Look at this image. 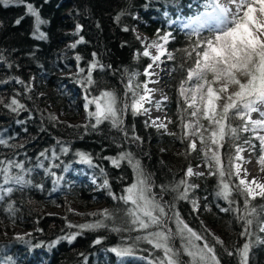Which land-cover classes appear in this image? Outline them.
I'll return each mask as SVG.
<instances>
[{
  "label": "trees",
  "instance_id": "trees-1",
  "mask_svg": "<svg viewBox=\"0 0 264 264\" xmlns=\"http://www.w3.org/2000/svg\"><path fill=\"white\" fill-rule=\"evenodd\" d=\"M205 2L25 0V4L0 5V53L5 57V61L0 62V101L7 103L15 97L25 106L23 110L12 112L0 104V139L7 141L0 144V159L22 161L25 169L31 170L26 173L29 184L13 186V192L0 200V264H148L152 249L142 241L134 245L132 256L118 257L111 251L113 247L128 246L130 239L138 234L112 230L122 225L123 216L119 209L124 206L100 187L106 178L111 190L120 195L123 188L132 183L133 170L127 163L117 168L105 159L121 151L131 152L140 161L144 172L151 178L154 192L160 193L166 203L174 204L173 211H178L191 228L205 235L210 244H215V236L209 235L204 223L219 227V239L223 241V245H215L219 264H239V256L228 255V252L235 253V249L245 242L240 236L242 223L235 212L221 211V207L212 200V184L217 191L218 177L189 178L192 184L200 182V187L193 189L197 195L210 197L206 203L209 211L199 208L193 212L190 198L194 194H189L188 200H175V193H161L162 185L170 186L179 181L189 165L199 161V155L190 152L187 142L180 139V97L177 90L179 81L186 75L179 70L183 56L180 50L192 46L196 37L190 36L178 22L196 15ZM26 3L33 4L39 9L42 19L48 21L41 26L47 39L33 38L34 21L25 15ZM121 12L126 14L117 22L115 17ZM22 16L25 18L17 25L15 21ZM77 23L83 25L79 35L85 42L73 49L69 45L79 39V36L72 35ZM124 27L135 31H123ZM158 29L162 33H171L167 47L175 55L174 61H167L168 76L164 84L168 99L162 107L173 121L169 128L176 135L149 124L146 126V115L133 116L130 111L123 114L122 128H113L107 121L95 129L83 127L89 119L80 122L84 113L85 91L81 87L84 74H78V63L80 67L87 68L93 60L92 54L96 53V59L106 67L94 71L96 84L91 88V94L112 90L123 101L126 99L128 71L140 73L134 83L143 84L146 80L143 71L150 62L142 56L136 58V53L143 47L136 37L141 33L156 38ZM207 36L209 34H202L201 39ZM77 55L82 57L79 62ZM71 72L74 74H64ZM17 79L23 83H18ZM55 110L64 118L52 120V115L57 116ZM232 123L238 126L241 121L235 119ZM133 135L139 136L140 140L132 142L130 138ZM249 137V134H242L239 143L243 144ZM252 143L258 147L257 140ZM61 147H67L69 151L63 153ZM78 152L87 153L92 158L91 165L83 166L84 175L74 173L79 167ZM222 153L223 162L227 165L229 147L222 149ZM57 177H62L59 184L55 183ZM92 178L98 184H93ZM233 199L238 206H243L242 196L234 194ZM69 204H75L81 211H69ZM253 204L259 209L264 206V199H257ZM99 205H103L102 208H95ZM47 209H61L63 212L55 214ZM102 209L116 213L114 222L107 221L106 227L84 230L71 243L60 239L50 246L52 241L79 231L68 228V223L93 222L97 217L89 214ZM15 227L27 231L17 236L23 239L11 236ZM168 227L174 229V222L169 221ZM259 235L264 238V233ZM97 239L100 243H94ZM174 244L176 248L181 247L179 237ZM249 264H264V244L252 248Z\"/></svg>",
  "mask_w": 264,
  "mask_h": 264
},
{
  "label": "snow or ice",
  "instance_id": "snow-or-ice-1",
  "mask_svg": "<svg viewBox=\"0 0 264 264\" xmlns=\"http://www.w3.org/2000/svg\"><path fill=\"white\" fill-rule=\"evenodd\" d=\"M12 4H25V0H0V5L4 7ZM205 7H210L211 11L189 18L183 24V28L189 30L190 36H195L196 41L189 48L180 50L183 56L179 70L186 72V75L179 81L177 90L180 97V139L187 142V149L193 152L198 150L196 139L193 137L199 139L203 146L199 151L207 171H194L189 165L179 181L170 186L162 185L161 193L170 191L176 194L175 200H188L189 192L198 187L190 184V177H218L216 196L229 203V208H222L221 211L235 212L236 218L242 223L240 236L245 240L235 249V253L229 251L228 255L236 254L240 258L239 264H249L252 248L257 244H264V238L259 235L264 233V206L258 209L253 204L257 199H264V182L255 177L248 180L249 174L241 167L240 162L244 161L241 153L247 150L246 146L255 151L256 145L252 141L258 140L261 151L259 163L261 171H264V0H206ZM26 9L25 15L31 16L34 21L33 38L47 39L46 34L41 31V26L48 21L42 19L39 9L33 4L26 3ZM125 14L119 13L115 17L116 21L119 22L120 17ZM24 18H18L15 23L20 24ZM82 28L80 23L75 25L72 35L79 36V39L69 47L74 49L78 44L85 42L83 36L79 35ZM204 29L208 30L209 36L201 39ZM123 31L135 30L124 27ZM170 37L171 33H162L160 29L157 30V38L150 42L140 36L136 37L143 46L142 50L136 53V58L142 56L151 61L143 71L146 77L155 75L151 70L154 66L159 67L163 62L162 58L175 60V55L167 49ZM92 55L93 60L87 68L80 67L79 63L77 65L78 74H84L81 87L85 91L84 109L89 119V123L83 127L95 129L107 121L113 128H122L125 112L130 111L133 116L148 115L150 109L145 105L153 103L151 94L154 90L149 89L148 82L134 83L140 74L138 72L126 70L128 79L125 85L126 99L123 101L112 90H100L98 95L91 94V88L96 84L94 71L106 67L96 59V53ZM81 59L79 55L76 56L78 62ZM4 61L5 57L0 53V62ZM17 82L23 83L18 79ZM167 99V96L162 97L164 101ZM0 104H4L12 112H18L25 107L15 97L7 103L0 101ZM155 105L159 108L160 101H155ZM90 106H94V110H90ZM253 113H257L259 118L253 119ZM51 119L58 121L55 115H52ZM235 119L240 120L241 124L234 126L232 121ZM202 120L207 121V126ZM168 123L173 121L161 122L157 117L151 121V126L167 131ZM249 133V139L240 144L242 134ZM125 136L127 138V133ZM130 139L136 142L140 137L133 135ZM6 143L7 141L0 139V144ZM226 146L229 147L227 165L223 162L222 153ZM60 151L67 153L69 149L61 147ZM43 155L44 153H41V156ZM77 155L81 162L92 164L89 154L78 152ZM105 159H109L117 168L121 167L122 163H127L133 170L132 183L126 185L120 195L111 190L108 179L105 178L100 185L108 191L113 200L124 206L119 209L123 223L112 230L138 233L134 239H130L128 246L111 249L116 256L134 255V245L142 241L152 249V258L148 260V264H185L181 256L188 258L187 264H219L215 245H223V241L214 237L215 244H210L205 235L191 228L178 211H173L175 205L166 203L160 193L154 192L150 176L144 172L140 161L131 152L121 151L116 156ZM30 171L25 169L22 161L0 159V200L13 192V186L29 184L26 173ZM101 173H104L103 169ZM60 179L62 177H57L55 183L59 184ZM93 182L95 183V180ZM234 194L243 197L242 207L233 199ZM191 202L193 212L198 211L197 202ZM9 208L11 209V205ZM89 215L97 219L79 225L68 223V228H77L79 231L52 241L50 246H54L60 239L71 243L84 230L106 227L107 221L114 222L116 213L102 209ZM169 221L174 222V229L168 227ZM176 237L181 241L180 248L175 247ZM94 243H100V240L97 239ZM157 252L160 255H155Z\"/></svg>",
  "mask_w": 264,
  "mask_h": 264
},
{
  "label": "rangeland",
  "instance_id": "rangeland-1",
  "mask_svg": "<svg viewBox=\"0 0 264 264\" xmlns=\"http://www.w3.org/2000/svg\"><path fill=\"white\" fill-rule=\"evenodd\" d=\"M205 4H206V2L203 4V9L199 12L198 11V13L196 14V15H194L193 17H195V16H197L199 13H201L202 11H205L206 13H208V12H210L211 11V9H210V7H205ZM192 17V18H193ZM189 19V18H188ZM188 19H187V21H188ZM186 20L185 21H181V20H179V22H178V24L183 28V24L184 23H186L187 22ZM168 24H172V22L171 21H169V23ZM184 29V28H183ZM186 30V29H185ZM186 31H188L189 32V30H186ZM202 34L203 35H207V34H209V32H208V30L207 29H204L203 30V32H202ZM214 34V33H213ZM138 36H140V37H142V36H144V37H142V38H144L146 41H148V42H150L151 40H154V39H156V38H152V37H148L147 35H144V34H141V33H138ZM167 49H168V47H167ZM168 51H169V49H168ZM170 52V51H169ZM150 61V60H149ZM71 75V74H74V73H68L67 75ZM66 75V74H65ZM167 76H168V71H167V74H166V78H167ZM146 77V76H145ZM164 88H165V84H164ZM166 90V89H165ZM166 93H167V91H166ZM167 97H168V93H167ZM165 102V101H164ZM146 107H147V104L145 105ZM90 110H94V108H90ZM83 111H84V113H83V116H82V118L80 119V122H84L83 120H86V118H87V115H86V112H85V109H84V104H83ZM165 111V110H164ZM55 112H56V114H57V117L59 118V119H62V113L61 112H59V111H57V110H55ZM146 117H147V119H148V124L149 125H151V118H150V116L149 115H146ZM165 118H166V122L168 121V120H170L169 119V117H168V115L166 114V111H165ZM257 118H259V117H256V118H253V119H257ZM205 126H207V121H205V120H202L201 121ZM156 128V127H155ZM167 133H172V131H171V129L169 128V123H168V126H167V131H166ZM262 134H264V133H262ZM249 135H251L250 133H249ZM193 139H196V142H197V151H195L198 155H199V161L197 162V163H195L194 165H192L191 167L194 169V171H196L195 170V168L197 167V165H199L200 166V170L199 171H207V169L204 167V163H203V158H202V153L199 151V149L201 148V147H203L201 144H200V142H199V139L198 138H195V137H193ZM257 144H258V147L257 148H255V151H253L252 150V148L250 147V146H246V148H247V150H246V152L249 154V156L251 157V158H254L256 161H257V163H258V165H259V168H260V170H261V165H260V163H259V157H260V155H261V151H260V146H259V141L257 140ZM190 152H192V151H190ZM189 152V153H190ZM241 163V162H240ZM77 164H79V167H78V169H75V171H74V173H76V174H79V175H84L85 174V170H84V168H83V166H88L89 164H87V163H83V162H81L80 161V159L79 160H77ZM68 170H72L71 168H67ZM263 173H264V171H263ZM93 174V173H92ZM92 176H96V175H92ZM205 178H207V177H211V176H208V175H206V176H204ZM190 178H200V176H192V177H190ZM93 180H95L94 178H92L91 179V181L93 182ZM190 182V184H192V182L191 181H189ZM95 183H97L98 184V181L96 180L95 181ZM94 182H93V184H95ZM103 183V181L101 182V184ZM193 185H197L198 187H196L195 189H198L199 187H200V182H197L196 184H193ZM213 185V188H212V191H211V198H212V200L219 206V207H221V209L222 208H229V203L227 202V201H225V200H223V199H221V198H219V197H217L216 196V191H214V183L212 184ZM195 191H193V190H191L190 192H189V194L191 195H193L194 194V196H192L193 198H190V199H192V200H195L196 202H197V204H198V206H199V208H203V209H205V211H209L210 210V208H209V206L206 204V203H208V201L210 200V197L209 196H207V195H197V193H196V196H195ZM102 206L103 205H99V206H96L95 208H102ZM69 208L71 209V210H73V211H76V212H80L81 211V209H79L78 208V206H76L75 204H69ZM198 208V209H199ZM48 210V212H50V213H55V214H61L62 212H63V210H61V209H47ZM204 225H205V227L207 228V230L211 233V234H213L212 236L214 237H218V238H220V235H219V227L218 226H211V225H209L207 222L206 223H204ZM27 233V231L26 230H24L23 228H19V227H15L13 230H12V233H11V236H13V237H17V236H22V235H24V234H26ZM187 260H188V258L186 257V256H184V258H183V261L185 262V264H187Z\"/></svg>",
  "mask_w": 264,
  "mask_h": 264
},
{
  "label": "bare ground",
  "instance_id": "bare-ground-1",
  "mask_svg": "<svg viewBox=\"0 0 264 264\" xmlns=\"http://www.w3.org/2000/svg\"><path fill=\"white\" fill-rule=\"evenodd\" d=\"M203 13H206V12L202 11L198 15L203 14ZM162 60L163 62L159 64V67L154 66V68L151 70L155 73V75H153L150 78L146 77L145 82H148L149 89L154 90L151 94L153 103L147 104V107L150 109L148 115L150 116L151 121L159 117L161 122H166L165 111L162 107V103L164 102V100H162V97L167 96L166 90L164 88V81L166 80V74L168 71V68H167L168 60L166 59V57L162 58ZM155 101H160L159 108L156 107ZM256 117H259L258 114L253 113V118H256ZM241 155L244 157V161L241 162V167L243 169H246L249 174L247 176V179L251 180L252 178L255 177L260 182H264V173L263 171L260 170L257 161L254 158H251L246 151L242 152ZM195 170L199 171L200 167L199 168L196 167Z\"/></svg>",
  "mask_w": 264,
  "mask_h": 264
},
{
  "label": "built area",
  "instance_id": "built-area-1",
  "mask_svg": "<svg viewBox=\"0 0 264 264\" xmlns=\"http://www.w3.org/2000/svg\"><path fill=\"white\" fill-rule=\"evenodd\" d=\"M73 72H75V71H73ZM64 74H66V75H67L68 73H64ZM64 74H60V75H64ZM63 118H64V117H63V114H62V119H63Z\"/></svg>",
  "mask_w": 264,
  "mask_h": 264
}]
</instances>
